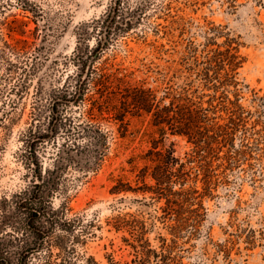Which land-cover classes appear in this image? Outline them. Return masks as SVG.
Masks as SVG:
<instances>
[{
    "label": "rangeland",
    "instance_id": "374dc122",
    "mask_svg": "<svg viewBox=\"0 0 264 264\" xmlns=\"http://www.w3.org/2000/svg\"><path fill=\"white\" fill-rule=\"evenodd\" d=\"M116 8L119 11L114 20L116 30L113 29L110 48L102 60L113 63V68L133 71L131 78H147L156 85L158 69L175 67L173 59L178 60L179 51L191 41L203 48L207 31L213 34L212 28L220 26L235 37L244 57L237 74L242 102L262 109L264 121V0H0V197L23 188L31 179L32 150L26 146L22 130L32 111L41 113L35 121L46 130L52 126L54 105L56 111L65 112L72 126H91L87 124L90 100L66 104L62 97L76 92L80 68L72 55L80 34H90L89 48L95 37L105 41ZM225 39L226 36L218 37L221 43ZM80 49L87 50V42L82 41ZM112 102L116 100L113 98ZM128 118L126 137L120 136L115 121L101 122L108 147L100 165L95 157L96 140L90 137L80 138V144L75 145L74 136L63 130L38 147L43 165L57 162L55 173L63 174L66 184L65 190L54 197V206L64 203L69 216L96 219L99 226L85 250L101 264H109L111 254L121 261L132 258L121 233L107 223L109 217L132 211L143 214L150 226L156 222L158 204L150 197L142 193L110 192L117 177L137 185L128 159L137 156L143 164L140 156L151 146L155 134L147 116ZM91 121L96 123L95 119ZM263 133L264 130L260 134ZM262 141L260 148L238 167L228 170L229 181L220 187L218 195L206 200L209 220L203 226L211 231L215 241L229 236L225 232L228 221L236 226H250L256 230L255 246L246 248L247 242L241 239L232 251L233 260L228 263L222 255L215 257L212 244L207 253H202L204 239L193 240L195 246L182 252L186 263L264 264ZM188 148L185 140L178 141V153L183 154ZM95 166L98 167L93 169ZM160 231L166 233L157 222L149 234L155 244L159 243L155 237ZM189 246L191 243L186 244Z\"/></svg>",
    "mask_w": 264,
    "mask_h": 264
},
{
    "label": "trees",
    "instance_id": "16d2710c",
    "mask_svg": "<svg viewBox=\"0 0 264 264\" xmlns=\"http://www.w3.org/2000/svg\"><path fill=\"white\" fill-rule=\"evenodd\" d=\"M118 12L116 8L105 41L95 37L89 48L90 34H80L73 50V62L80 68L76 92L62 98L66 104L89 99L87 124L91 126H72L65 112L56 111L54 105L49 129L35 121L41 113L34 110L22 130L26 146L32 150L29 160L33 171L27 185L0 197V264H101L85 250L99 226L96 219L69 216L64 203L54 206V197L65 190L66 184L63 174L55 173L57 162L43 165L38 147L63 130L74 136L75 145L80 144V138L90 137L96 140L95 157L100 165L108 147L101 122L115 121L120 136L126 137L129 115L147 116L155 134L151 146L140 156L143 164L137 156L128 159L137 185L117 177L110 192L142 193L158 208L156 222L151 226L143 214L132 211L107 219L111 229L121 233L132 254L127 261L111 254L108 263L188 264L182 252L195 246L192 241L198 239H204L202 253H207L212 244L215 257L222 255L230 263L232 251L241 239L247 242L246 248L255 246L256 230L250 226L228 221L225 232L229 236L221 241H215L211 231L203 229L209 220L206 200L218 195L220 187L229 181L228 170L252 155L264 139V133L260 134L264 130L263 110L242 102L237 74L244 57L239 43L229 32L215 26L213 34L207 31L203 48L191 41L179 51V59H173L175 67L157 70V84L152 85L147 78H131L133 71L113 68V63L102 60L110 48ZM220 36H226L222 43L218 41ZM82 41L87 42V50L80 49ZM94 119L96 123L91 121ZM94 126L97 127L92 130ZM180 139L189 145L183 154L177 150ZM157 222L166 233L160 231L155 237L159 243L155 244L149 234ZM188 243L191 246L186 247Z\"/></svg>",
    "mask_w": 264,
    "mask_h": 264
}]
</instances>
